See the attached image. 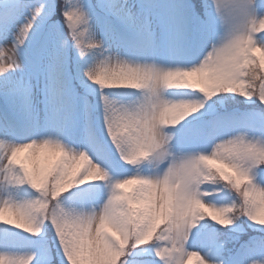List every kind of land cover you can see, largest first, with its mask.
<instances>
[{"label": "snow or ice", "instance_id": "1", "mask_svg": "<svg viewBox=\"0 0 264 264\" xmlns=\"http://www.w3.org/2000/svg\"><path fill=\"white\" fill-rule=\"evenodd\" d=\"M212 5L214 12L205 0L164 5L159 0H0V173L8 183L38 194L23 204L0 203V217L6 211L17 217L14 225L0 224L31 236L50 225L62 264H128L126 257L149 254V249L153 260L131 264H191L193 259L264 264V223H255L264 216V187L253 182L258 174L264 181V147L250 139L264 137V122L219 112L214 101L238 96L264 105V60L256 55L264 51V34L250 27L239 42L242 59L228 73L232 86L209 98L196 83L214 70L205 53L219 33L218 20L227 24L255 8L264 11V4L212 0ZM74 49L79 60L72 56ZM93 50L103 58L90 65L84 58ZM178 73L186 74L193 87H168ZM117 80L136 86L113 87ZM90 85L99 90L106 132L120 159L137 166L154 157L159 175L135 172L111 180L102 165H116L90 119L88 150H72L58 138L77 124L81 112L90 116L87 97L96 94ZM113 89L142 95L128 104L118 125L110 126L104 90ZM167 90L198 92L203 99L181 100L190 110L177 121L166 117L174 106L163 95ZM209 100L213 104L205 108ZM21 130L32 138L8 142ZM92 150L101 153L99 162L90 157ZM24 152L38 163L29 167L28 158H19ZM195 156H211L208 163L220 165L213 167L219 173L206 181ZM104 182L109 193L102 205L77 210L59 203L74 188ZM131 186L136 187L129 191ZM224 190L236 199L225 202ZM249 229L256 235L241 242ZM0 247L5 249L0 264H34L35 254L10 253L9 240H0ZM44 264H56V256L49 251Z\"/></svg>", "mask_w": 264, "mask_h": 264}, {"label": "rangeland", "instance_id": "2", "mask_svg": "<svg viewBox=\"0 0 264 264\" xmlns=\"http://www.w3.org/2000/svg\"><path fill=\"white\" fill-rule=\"evenodd\" d=\"M159 2L164 5L169 3V0H159ZM96 38L99 39V33H96ZM85 42H87L88 37L85 36ZM94 52V50H93ZM93 52L90 55H93ZM257 57H259V53H256ZM92 56H90L91 58ZM90 58L88 62H90ZM103 57L98 56L96 58L93 55V59L90 62V65H94L97 60L102 59ZM95 59V60H94ZM186 63H190V61H186ZM109 70H116L118 71V67H111ZM95 88L97 86L92 85ZM82 88H78L77 90L80 92ZM104 94L109 98V100L115 101L118 105H128L134 101H136L142 93L138 90H127V89H113V90H104ZM164 97L170 101H178V100H187V99H196L202 100L203 98L198 92H191L189 90H167L164 92ZM88 102L92 106V111L89 117H85L83 112L80 113V117L78 122L75 126L69 125L64 129V133L61 137H58L68 148L80 151V150H88L86 140H85V128L87 119H90L92 122V128L95 132V136L99 138L103 145L105 146V151L110 154L116 167H111L108 165H102L105 171L108 173L111 180L122 179L128 175H131L135 172H139L141 175L146 177H155L161 173V169L157 167L156 161L154 157L145 160L146 162L142 161L137 166H129L124 163L119 155L116 153L115 148L112 145L111 140L109 139L106 126L103 120V111H102V103L99 99V92L98 96L91 101L90 97L88 96ZM224 100V104L221 105L220 101ZM239 101L241 104L246 106H253L257 105L262 110L264 109V105H260L258 102L253 104L252 102L243 101L242 98L235 96V97H222L217 96L214 98L215 106L217 111L223 110V112L230 113L234 116L240 117L246 121L254 122V123H261L264 122V113L257 112L255 110H250L245 108H237L238 111H233L235 106L233 105L234 101ZM211 103L205 101V108L209 105H212L213 101L210 100ZM96 111L98 112V116H95ZM220 112V111H219ZM201 113H197L196 116H200ZM43 117V111H41V118ZM189 120H192L193 117H189ZM207 119V117H205ZM186 121L185 123H187ZM32 137L29 135L27 130H21L17 135L9 137L8 142H15V143H24L26 140L31 139ZM56 138V137H53ZM230 138V137H229ZM251 139H264V137H250ZM2 139V137H0ZM211 147L209 146L206 151H210ZM2 154V153H0ZM90 157L93 159L94 162H99V157L101 153L96 152L95 150L89 151ZM19 158L21 160H25L29 165V167H33L37 161L35 158L30 157V152L21 153ZM213 167H220L218 164H214ZM227 171V169H225ZM259 172V170H257ZM254 183L259 184L260 186L264 187V181L261 180L260 175H256L253 179ZM107 182L104 183H88L83 185L82 187L74 188L72 191L65 193L59 200V203L65 209L70 207H75L77 210H80V206L84 205V208L87 209L89 205H102L108 196L109 189L106 186ZM136 186H131L129 191ZM221 197H227V201L231 202L232 200L236 199L235 194L230 193L228 190H224L220 193ZM38 194L35 193L30 187L27 185H13L8 183L3 178V173H0V203H4L5 201L12 203V204H23L28 201H31L37 198ZM213 203H218V201H212ZM7 221L9 224L14 225L17 222V217L12 212H5L2 217H0V222ZM210 223V222H209ZM162 226V225H161ZM20 231L22 234H19ZM256 235V234H255ZM253 235V236H255ZM242 238V237H241ZM7 239L9 240L13 247L10 248L8 251L10 253H14L18 256H27L29 254H35L36 258L34 260V264L37 260H40L41 263L44 262L50 247L44 239V232L41 234V237L38 239L40 241L35 240L33 237L29 236V234L24 233L22 229L18 230L11 226H5L0 224V240ZM243 242V241H241ZM57 247V246H56ZM195 250V249H192ZM140 249H137L136 252H140ZM54 255V252H51ZM58 253V249H57ZM5 254V249L0 247V255ZM60 263L62 264V254H57ZM133 259H140L144 261H150L154 259V256L151 254V249H149V254L142 255L139 257H134ZM133 259L128 260V264H131ZM156 264H160L159 260H156ZM191 264H198V262L193 259Z\"/></svg>", "mask_w": 264, "mask_h": 264}, {"label": "clouds", "instance_id": "3", "mask_svg": "<svg viewBox=\"0 0 264 264\" xmlns=\"http://www.w3.org/2000/svg\"><path fill=\"white\" fill-rule=\"evenodd\" d=\"M205 2L208 4L209 10L214 12L212 0H205ZM257 3L264 4V0H257ZM256 25H259V27H254ZM250 27L254 31L264 34V11L255 8L247 15L236 17L227 24L218 20L219 33L217 37L211 41V45L205 53V59L214 65V70L208 72L202 80L196 82L202 85L204 94L209 98L214 96L218 89L232 86V82L228 78V73L232 66L242 59L238 45L241 40L248 37ZM259 59L264 60V51H260ZM247 79L251 81L252 76L249 75ZM112 86L129 87L136 85L126 80H117L113 82ZM168 87L172 89H185L193 87V83L188 80L186 74L178 73L170 78ZM180 101L181 100L173 101L174 106L168 109L166 113L167 118L178 121L186 111L190 110L187 105L181 104ZM127 110L128 105H118L115 101L109 100L106 107V120L109 125H118L124 119ZM252 142L256 143L254 139H252ZM259 147H264V139L259 141ZM210 159H212L211 156L194 157L195 162L204 165L201 172L206 181L211 180L212 173H219L220 171L219 169H214L212 165L208 163ZM216 163H222V161H216ZM255 223H264V216H261Z\"/></svg>", "mask_w": 264, "mask_h": 264}, {"label": "trees", "instance_id": "4", "mask_svg": "<svg viewBox=\"0 0 264 264\" xmlns=\"http://www.w3.org/2000/svg\"><path fill=\"white\" fill-rule=\"evenodd\" d=\"M72 56L76 59V60H79V56H78V52L74 49L73 51H72ZM96 58H98V53H97V55H96ZM86 59V57L84 58V60ZM81 63H83V61H81ZM90 87H91V89L96 93L97 92V88H95L94 86H92V85H90ZM80 93L81 94H84V89H81L80 90ZM89 97H90V99H91V101H93V99L96 97V94H89L88 95ZM209 103H211L210 102V100L208 101ZM235 103L233 104L234 106H235V109H233V111L232 112H234V111H238V109L237 108H239V107H241V108H247V109H250V110H255V111H257V112H261V108H259L257 105H253V106H246V105H243V104H241V102H239V101H234ZM213 103V102H212ZM245 106V107H244ZM220 112H223V110H219ZM262 112L264 113V109L262 110ZM95 116H98V112L96 111V113H95ZM26 163H27V161H26ZM256 233L252 230V229H249L248 231H247V235H244V236H242V238H241V241H244V240H247V239H250V238H252V237H254L253 235H255ZM41 237V235L40 236H33V238L35 239V240H37V241H40V240H38L39 238ZM44 239H45V241H46V243H47V245H48V248L50 247V250H51V252H54V255L56 256V264H61L60 263V261H59V258H58V255H57V241H56V237H55V234L53 233V231H52V229H51V226L49 225V226H46L45 227V230H44ZM135 256H132V257H126V259L127 260H129V259H133ZM35 264H44V262L43 263H41V261L40 260H37L36 261V263Z\"/></svg>", "mask_w": 264, "mask_h": 264}]
</instances>
